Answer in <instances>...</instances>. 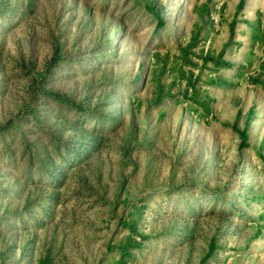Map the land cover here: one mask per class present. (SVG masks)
Wrapping results in <instances>:
<instances>
[{"label":"rangeland","instance_id":"374dc122","mask_svg":"<svg viewBox=\"0 0 264 264\" xmlns=\"http://www.w3.org/2000/svg\"><path fill=\"white\" fill-rule=\"evenodd\" d=\"M0 264H264V0H0Z\"/></svg>","mask_w":264,"mask_h":264}]
</instances>
